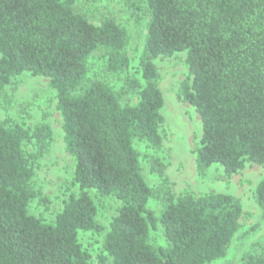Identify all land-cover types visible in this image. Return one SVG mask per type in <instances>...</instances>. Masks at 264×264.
<instances>
[{
    "label": "trees",
    "instance_id": "obj_1",
    "mask_svg": "<svg viewBox=\"0 0 264 264\" xmlns=\"http://www.w3.org/2000/svg\"><path fill=\"white\" fill-rule=\"evenodd\" d=\"M144 16L141 55L114 17L94 24L76 0H0V99L14 80L44 77L56 91L73 184L52 222L30 212L48 199L36 163L54 142L47 123L0 122V264H95L83 236L98 238L99 264H209L224 258L241 229L243 204L226 193L175 195L163 149L165 99L158 58L186 54L181 95L202 123L198 169L227 177L264 165V0H122ZM146 170L160 179L150 185ZM97 197L119 205L109 225ZM255 199L264 211V180ZM156 202L159 210L151 207ZM161 229L163 246L151 242ZM240 264H264V253Z\"/></svg>",
    "mask_w": 264,
    "mask_h": 264
},
{
    "label": "rangeland",
    "instance_id": "obj_2",
    "mask_svg": "<svg viewBox=\"0 0 264 264\" xmlns=\"http://www.w3.org/2000/svg\"><path fill=\"white\" fill-rule=\"evenodd\" d=\"M75 9L97 25L104 16L114 17L129 32L130 56L137 58L141 55L146 37L145 14L142 17L134 15L122 0H76ZM155 63L160 73L159 88L165 99V123L161 129L163 149L155 153V156L165 165L172 191L177 196L186 193L232 194L243 204L241 229L226 256L209 264H240L246 254L264 253V211L255 199L256 188L264 180V165L247 164L240 173L232 177H227L223 168L216 165L205 176L201 175L197 149L202 138V123L195 108L181 95L183 84L189 77L186 54L158 58ZM9 95L12 98L10 105L0 99V122L10 115L29 125L47 123L53 131L54 142L46 155L37 161L35 177L38 188L48 202H34L30 209L37 217L52 222L63 209L69 195L77 192V187L73 184L76 161L66 148L56 91L50 86L48 79L25 73L14 80ZM146 177L151 186L160 184V179L148 170ZM91 195L100 208V222L109 225L119 203L111 198L97 197L95 192H91ZM151 207L159 210L156 202H152ZM82 240L93 250L95 264H99V239L87 235ZM151 242L154 246L165 245L161 229L152 230Z\"/></svg>",
    "mask_w": 264,
    "mask_h": 264
}]
</instances>
